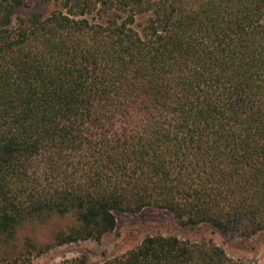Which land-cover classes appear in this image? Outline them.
Segmentation results:
<instances>
[{
	"label": "trees",
	"instance_id": "1",
	"mask_svg": "<svg viewBox=\"0 0 264 264\" xmlns=\"http://www.w3.org/2000/svg\"><path fill=\"white\" fill-rule=\"evenodd\" d=\"M41 1L0 0V246L66 217L51 247L100 242L145 208L264 230V0ZM60 264L244 263L153 236Z\"/></svg>",
	"mask_w": 264,
	"mask_h": 264
},
{
	"label": "rangeland",
	"instance_id": "2",
	"mask_svg": "<svg viewBox=\"0 0 264 264\" xmlns=\"http://www.w3.org/2000/svg\"><path fill=\"white\" fill-rule=\"evenodd\" d=\"M54 6L41 0H24V6L16 10L17 15L32 12L49 13ZM116 228L103 236L100 242L80 241L60 247H51L53 234L63 225L70 224L69 217L52 218L42 223H28L17 231L15 244L0 246V264H60L85 255L90 263L105 257L119 256L134 249L146 238L174 236L189 242H212L222 248L228 258L244 264H264V230L254 234L223 233L208 226L182 228L172 215L164 210L145 208L139 213H116ZM24 244L28 251L24 259L17 254ZM35 247L44 253L38 254Z\"/></svg>",
	"mask_w": 264,
	"mask_h": 264
}]
</instances>
